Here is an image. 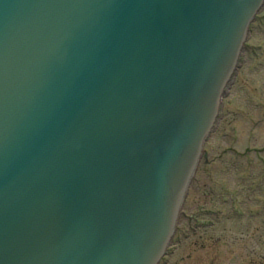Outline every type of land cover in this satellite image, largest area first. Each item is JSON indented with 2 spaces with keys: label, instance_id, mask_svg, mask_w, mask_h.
Listing matches in <instances>:
<instances>
[{
  "label": "water",
  "instance_id": "water-1",
  "mask_svg": "<svg viewBox=\"0 0 264 264\" xmlns=\"http://www.w3.org/2000/svg\"><path fill=\"white\" fill-rule=\"evenodd\" d=\"M263 0H0V264H156Z\"/></svg>",
  "mask_w": 264,
  "mask_h": 264
},
{
  "label": "rangeland",
  "instance_id": "rangeland-1",
  "mask_svg": "<svg viewBox=\"0 0 264 264\" xmlns=\"http://www.w3.org/2000/svg\"><path fill=\"white\" fill-rule=\"evenodd\" d=\"M252 28L174 239L188 221L214 225L195 247L173 240L160 264H264V8Z\"/></svg>",
  "mask_w": 264,
  "mask_h": 264
},
{
  "label": "flooded vegetation",
  "instance_id": "flooded-vegetation-1",
  "mask_svg": "<svg viewBox=\"0 0 264 264\" xmlns=\"http://www.w3.org/2000/svg\"><path fill=\"white\" fill-rule=\"evenodd\" d=\"M226 203V202H225ZM225 205V204H224ZM222 206H223V204H222ZM192 242H193V244H195V241L194 240H192Z\"/></svg>",
  "mask_w": 264,
  "mask_h": 264
}]
</instances>
